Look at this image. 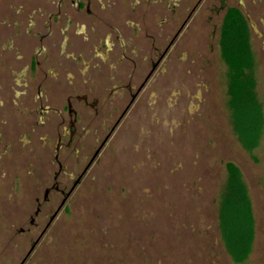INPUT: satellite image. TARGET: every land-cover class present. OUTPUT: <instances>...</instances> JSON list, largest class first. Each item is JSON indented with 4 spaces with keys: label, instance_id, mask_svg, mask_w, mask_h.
Masks as SVG:
<instances>
[{
    "label": "rangeland",
    "instance_id": "374dc122",
    "mask_svg": "<svg viewBox=\"0 0 264 264\" xmlns=\"http://www.w3.org/2000/svg\"><path fill=\"white\" fill-rule=\"evenodd\" d=\"M232 7L247 21L263 118L259 143L250 151L234 133L219 49L222 18ZM187 28L185 62L156 69L154 85L139 95L28 256L45 214L58 202L50 197L51 205L34 216V198L41 199L42 191L27 172L47 168L52 149L24 140L6 148L0 264L24 257L23 264H264V0H202ZM87 142L79 164L67 163L69 172L83 168L93 148ZM228 162L239 169L252 207L254 240L239 263L219 228Z\"/></svg>",
    "mask_w": 264,
    "mask_h": 264
},
{
    "label": "flooded vegetation",
    "instance_id": "af4514ba",
    "mask_svg": "<svg viewBox=\"0 0 264 264\" xmlns=\"http://www.w3.org/2000/svg\"><path fill=\"white\" fill-rule=\"evenodd\" d=\"M92 1L102 8L99 0L74 2L69 17L74 19L83 13L90 23L84 24L83 30L63 35V42L69 50L65 60H59L56 64L60 71L50 75L42 71V76L35 82L33 94L25 95V105L32 104V108L27 110L26 106L22 110L27 115H34L33 120L26 125L27 144L39 142L41 149H52L51 160L49 163L47 160L44 162H47L45 170L27 172L32 179L36 176L35 183L42 191L41 199L34 198L36 207L33 215L38 216L45 206L49 207L51 198L58 202L53 213L49 207L45 214L47 222L27 256L139 95L150 84L154 85L156 69L160 65L164 69L171 62H185V42L190 39L187 38L188 23L202 0H197L191 8L186 6L187 0H176L173 9L150 27H143L125 18L123 29L108 21L104 11L101 15L93 13L90 9ZM19 7L22 10L23 6ZM69 17L59 9L51 18L48 16V20L70 21ZM49 36L50 32L43 33L41 39ZM71 36L80 39L79 42L73 41ZM194 43L202 47L198 41ZM74 44L86 48L81 51ZM193 53L198 56L197 51ZM48 62L49 58L46 57L42 63L35 61L31 67L35 71ZM88 140L92 141L93 148L87 159L83 160V168L77 174L69 172L67 163L79 164V153L87 148ZM32 158L41 161L38 156ZM29 223L33 227L38 226L33 217H30ZM25 258L19 264H23Z\"/></svg>",
    "mask_w": 264,
    "mask_h": 264
},
{
    "label": "crops",
    "instance_id": "0c3cea01",
    "mask_svg": "<svg viewBox=\"0 0 264 264\" xmlns=\"http://www.w3.org/2000/svg\"><path fill=\"white\" fill-rule=\"evenodd\" d=\"M74 2L75 0H0V164L7 147L12 144L20 146L23 140L27 144L26 125L33 120L34 115H27L22 110L26 106L27 110L32 108V104L25 105V95L33 94L35 82L42 76V71L48 75L60 71L56 64L59 60H65L69 50L63 42V35L83 30L84 24L90 23L83 13L74 19L69 17L75 6ZM99 2L102 8L92 1L91 11L99 15L104 11L107 20L122 29L125 18H130L143 27L155 25L177 3L176 0ZM21 5L22 10L19 7ZM59 9L67 14L70 21L48 20V16L51 18ZM49 32L51 36L41 39V34ZM71 39L78 42L80 40L72 36ZM95 41L94 39L93 42ZM39 45L40 51L37 53ZM75 47L80 50L86 48H81L80 45ZM46 57L49 62L34 71L33 63H42Z\"/></svg>",
    "mask_w": 264,
    "mask_h": 264
},
{
    "label": "trees",
    "instance_id": "16d2710c",
    "mask_svg": "<svg viewBox=\"0 0 264 264\" xmlns=\"http://www.w3.org/2000/svg\"><path fill=\"white\" fill-rule=\"evenodd\" d=\"M221 58L227 68V88L234 133L242 147L255 148L263 129L261 107L255 94L253 58L249 44V29L243 14L228 8L219 32ZM226 180L219 228L227 251L236 263L244 261L254 240L251 201L237 166L225 165Z\"/></svg>",
    "mask_w": 264,
    "mask_h": 264
}]
</instances>
